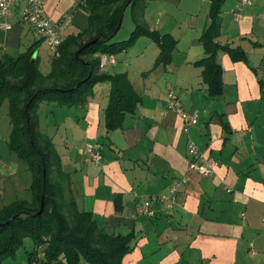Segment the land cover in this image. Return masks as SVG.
Here are the masks:
<instances>
[{"label": "crops", "instance_id": "0c3cea01", "mask_svg": "<svg viewBox=\"0 0 264 264\" xmlns=\"http://www.w3.org/2000/svg\"><path fill=\"white\" fill-rule=\"evenodd\" d=\"M42 1L50 22L61 24L68 17L62 40L86 29L87 14L77 8V0ZM263 3L252 0L238 20L234 13L239 0H226L222 7L216 42L242 49L251 63L232 62L227 54H217L222 69L223 94L218 97L223 100L222 107L213 102L216 98L207 96L201 69L193 66L203 57L198 38L208 14L206 20H195L192 27L196 33L183 48L174 30L168 33L177 41L168 66L151 70L159 53L153 43L138 58V78L130 77L127 63L118 65V56H114L113 65L106 66L124 72L101 69L109 75L126 74L141 102L133 115L125 116L122 128L106 135L104 110L109 85H96L99 92L93 90L75 127L81 124L80 138L95 144L99 160L66 149L61 162L79 211L91 213L107 235L134 234L133 250L122 264H264V122H260L264 87L259 83L264 72L258 54V48L264 49ZM20 13L21 5L13 6L10 28L0 30V57H17L33 46L38 68H50L53 52L20 21ZM146 51L151 59L145 66ZM144 67L149 69L142 70ZM169 92L184 111L197 113L196 125L185 128L179 116L166 109ZM222 121L228 124L227 131ZM190 142L216 161L213 176L188 171ZM181 178L186 182L178 190L171 212L164 213L156 206L155 217L134 219V208L144 197L165 195Z\"/></svg>", "mask_w": 264, "mask_h": 264}, {"label": "trees", "instance_id": "16d2710c", "mask_svg": "<svg viewBox=\"0 0 264 264\" xmlns=\"http://www.w3.org/2000/svg\"><path fill=\"white\" fill-rule=\"evenodd\" d=\"M226 0H209L208 23L198 42L203 57L193 63L201 69V80L209 98L223 94L219 52L232 62L249 64L240 48L216 42L221 27V11ZM77 8L87 14V27L68 35L42 74L34 58L33 46L17 57H0V106L8 102L10 133L7 148L28 172L29 198L0 206V264L15 254L24 239L33 242L27 264H122L132 252L134 234L107 235L89 212L79 211L70 192V177L50 137L39 129L38 109L43 101L58 107L84 109L98 84H108V104L104 110L106 135L122 128L126 115H133L141 102L126 74L101 72L100 60L127 50L140 37L150 39L159 53L152 71L172 62L177 41L144 26L145 0H81ZM130 8L135 28L127 40L114 42L121 27V13ZM95 44L90 45L91 42ZM264 86V80H259ZM224 131L228 124L221 122ZM42 206L40 216H35Z\"/></svg>", "mask_w": 264, "mask_h": 264}, {"label": "rangeland", "instance_id": "374dc122", "mask_svg": "<svg viewBox=\"0 0 264 264\" xmlns=\"http://www.w3.org/2000/svg\"><path fill=\"white\" fill-rule=\"evenodd\" d=\"M145 4L146 8L142 19L144 26L148 28V25H150L159 28L161 31H153H158L160 34L171 33L174 30L175 38H180V48L188 45L194 37L196 30L192 26L195 20L197 18L201 21L206 20L209 10V0H145ZM134 28L135 25L132 20V12L131 9L128 8L124 12L121 27L113 38V41L121 42L127 40ZM148 45L154 44L150 39L140 37L129 50L117 55L119 66H122L121 64H128L129 67H127L126 70L130 72L129 75L131 78H138L140 64L138 58L143 54ZM258 54L260 59H262V71L264 72V49L258 48ZM144 55L145 58L143 60H147L146 66L150 64L151 56L148 51H146ZM250 65L251 63H249V66ZM144 68L145 69L142 70L147 71L149 69L148 67ZM49 70L50 68L48 65L46 69H39L41 73L49 72ZM102 70L107 73L124 72V69H111L110 66L103 67ZM100 86L106 88L108 84H100ZM98 89V87H95L93 90L97 93L99 92ZM213 102L219 107L223 106L222 99L216 98ZM254 108L256 109L257 106ZM80 110L82 109L76 107H58L54 102L49 101H43L39 104V127L41 126L42 132L53 139L52 142L62 161L66 149L75 155L76 153H81L86 145V143L82 141V138H80L81 124H79L77 128L75 127L76 120L80 118ZM260 119V122H264V111ZM9 133L10 122L8 117V102L4 100L0 106V206L16 199L29 198L27 188L30 177L28 172L25 171L24 165L17 160L15 155L10 154L8 151L7 142ZM101 143L102 140L98 139L97 144L99 148L103 147ZM260 233H262V231ZM33 248V242L29 238H26L22 246L15 251V254L5 258L1 264H25L27 263L26 252L32 251ZM82 264L84 263L82 262Z\"/></svg>", "mask_w": 264, "mask_h": 264}, {"label": "built area", "instance_id": "2783aa9c", "mask_svg": "<svg viewBox=\"0 0 264 264\" xmlns=\"http://www.w3.org/2000/svg\"><path fill=\"white\" fill-rule=\"evenodd\" d=\"M15 5H21L20 21L29 26L46 43L48 48L53 52V56H55L62 41V31L68 26V17H64L61 24H54L46 18L42 0H0V30L6 31L10 28L8 19ZM251 5L252 0H239V5L234 13L235 19L238 20L240 18V12L243 7ZM262 19L264 20V3ZM114 63V57H103L100 60L101 67L113 65ZM165 101L166 109L175 112L185 128L198 123L197 113L184 111L174 93L169 92L166 95ZM81 152L83 155L90 157L94 162L99 160V154L95 145L86 144ZM187 155L189 172L196 173L201 177H211L214 175V170L217 166L216 161L204 156L194 143H188ZM185 182L186 178L174 181L165 195L144 197L134 208V219L143 216L149 218L155 217L156 206L161 207V211L164 213L171 212L177 201L178 190Z\"/></svg>", "mask_w": 264, "mask_h": 264}, {"label": "water", "instance_id": "95a60500", "mask_svg": "<svg viewBox=\"0 0 264 264\" xmlns=\"http://www.w3.org/2000/svg\"><path fill=\"white\" fill-rule=\"evenodd\" d=\"M122 17H123V12L121 13V18ZM95 43H96V41H93V42L90 43V45L95 44ZM42 206H43V204L41 205V208H40L39 212L37 214H35V216H40L41 215V213H42Z\"/></svg>", "mask_w": 264, "mask_h": 264}]
</instances>
